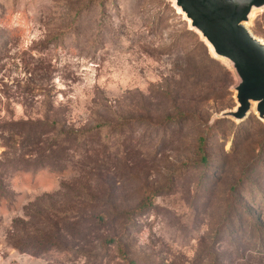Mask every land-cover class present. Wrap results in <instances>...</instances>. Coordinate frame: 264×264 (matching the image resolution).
I'll use <instances>...</instances> for the list:
<instances>
[{"label":"rangeland","instance_id":"1","mask_svg":"<svg viewBox=\"0 0 264 264\" xmlns=\"http://www.w3.org/2000/svg\"><path fill=\"white\" fill-rule=\"evenodd\" d=\"M234 83L170 0H0V264H264V122L218 117Z\"/></svg>","mask_w":264,"mask_h":264},{"label":"water","instance_id":"2","mask_svg":"<svg viewBox=\"0 0 264 264\" xmlns=\"http://www.w3.org/2000/svg\"><path fill=\"white\" fill-rule=\"evenodd\" d=\"M170 1L233 75L235 107L218 117L241 122L253 111L264 122V42L249 30L253 15L264 11V0Z\"/></svg>","mask_w":264,"mask_h":264},{"label":"trees","instance_id":"3","mask_svg":"<svg viewBox=\"0 0 264 264\" xmlns=\"http://www.w3.org/2000/svg\"><path fill=\"white\" fill-rule=\"evenodd\" d=\"M36 125L43 128V132H50L51 130H53V126H54V124H47V123L36 124ZM33 128L27 131V135L25 136L26 144L28 147H31V144L32 146H36L40 142V140L38 139V136H40V134L36 133V131H33L34 130ZM53 135L56 136H54V138L50 142L47 141V146L42 151L43 155H46L42 160V162L45 163L46 167H55L67 160L66 153L67 151H71V150L67 148H63L66 142L61 140H60L61 142L59 141V138L61 136L64 138V140L67 139L73 140L76 138V136L80 134L73 130L64 131L61 129ZM198 154L200 155L201 164L205 165L207 162L205 161L206 158L204 156L203 150L201 149V146H200V151H198Z\"/></svg>","mask_w":264,"mask_h":264}]
</instances>
